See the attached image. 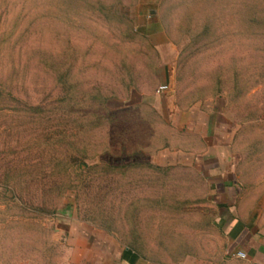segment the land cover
Returning a JSON list of instances; mask_svg holds the SVG:
<instances>
[{
  "label": "rangeland",
  "instance_id": "1",
  "mask_svg": "<svg viewBox=\"0 0 264 264\" xmlns=\"http://www.w3.org/2000/svg\"><path fill=\"white\" fill-rule=\"evenodd\" d=\"M152 95L264 110V0H0V264L189 248L192 173Z\"/></svg>",
  "mask_w": 264,
  "mask_h": 264
},
{
  "label": "crops",
  "instance_id": "2",
  "mask_svg": "<svg viewBox=\"0 0 264 264\" xmlns=\"http://www.w3.org/2000/svg\"><path fill=\"white\" fill-rule=\"evenodd\" d=\"M150 99L154 114L170 118L183 137L179 160L168 165L192 173L181 181L193 186L184 210L194 234L173 260L157 262L135 250L132 264H264V110L236 121L217 101H173L166 111L159 96Z\"/></svg>",
  "mask_w": 264,
  "mask_h": 264
},
{
  "label": "trees",
  "instance_id": "3",
  "mask_svg": "<svg viewBox=\"0 0 264 264\" xmlns=\"http://www.w3.org/2000/svg\"><path fill=\"white\" fill-rule=\"evenodd\" d=\"M125 248H124L123 253L121 255V260H126V261L130 262V264H132L134 259L137 257V254L131 253L132 251H135L133 249V247L127 246V249H125Z\"/></svg>",
  "mask_w": 264,
  "mask_h": 264
},
{
  "label": "built area",
  "instance_id": "4",
  "mask_svg": "<svg viewBox=\"0 0 264 264\" xmlns=\"http://www.w3.org/2000/svg\"><path fill=\"white\" fill-rule=\"evenodd\" d=\"M168 91H169V88H168L167 84H161L157 88V93L163 94V93H167ZM237 255L240 256V257H244L245 256L243 253H240V252H238Z\"/></svg>",
  "mask_w": 264,
  "mask_h": 264
}]
</instances>
